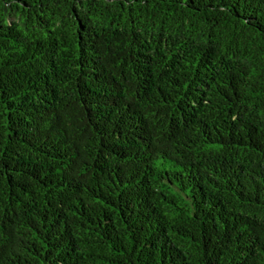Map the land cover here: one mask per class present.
Listing matches in <instances>:
<instances>
[{
	"label": "trees",
	"instance_id": "trees-1",
	"mask_svg": "<svg viewBox=\"0 0 264 264\" xmlns=\"http://www.w3.org/2000/svg\"><path fill=\"white\" fill-rule=\"evenodd\" d=\"M0 264H264V0H0Z\"/></svg>",
	"mask_w": 264,
	"mask_h": 264
}]
</instances>
